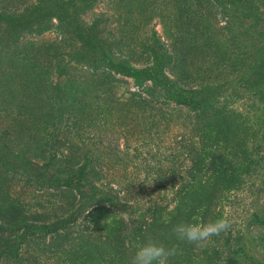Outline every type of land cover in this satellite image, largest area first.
I'll use <instances>...</instances> for the list:
<instances>
[{"label":"rangeland","instance_id":"374dc122","mask_svg":"<svg viewBox=\"0 0 264 264\" xmlns=\"http://www.w3.org/2000/svg\"><path fill=\"white\" fill-rule=\"evenodd\" d=\"M148 241L264 264V0H0V264Z\"/></svg>","mask_w":264,"mask_h":264},{"label":"clouds","instance_id":"9594fccd","mask_svg":"<svg viewBox=\"0 0 264 264\" xmlns=\"http://www.w3.org/2000/svg\"><path fill=\"white\" fill-rule=\"evenodd\" d=\"M229 227L230 221L224 217L212 220L192 218L174 225L173 232L180 241L200 244ZM176 251L156 241L144 242L135 249L131 264H168V258L175 255Z\"/></svg>","mask_w":264,"mask_h":264},{"label":"trees","instance_id":"16d2710c","mask_svg":"<svg viewBox=\"0 0 264 264\" xmlns=\"http://www.w3.org/2000/svg\"><path fill=\"white\" fill-rule=\"evenodd\" d=\"M63 179H64V177H62ZM120 201V200H119ZM27 224V228L29 229V230H31V229H36V227H38V225L37 224H33V223H29V222H25V225ZM25 241V240H24Z\"/></svg>","mask_w":264,"mask_h":264}]
</instances>
